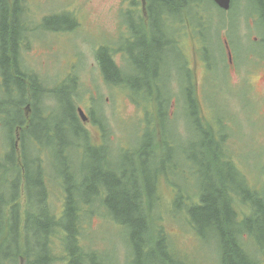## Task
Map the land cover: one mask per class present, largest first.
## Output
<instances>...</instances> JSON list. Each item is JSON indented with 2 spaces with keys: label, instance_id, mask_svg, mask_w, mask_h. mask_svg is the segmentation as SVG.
<instances>
[{
  "label": "rangeland",
  "instance_id": "obj_1",
  "mask_svg": "<svg viewBox=\"0 0 264 264\" xmlns=\"http://www.w3.org/2000/svg\"><path fill=\"white\" fill-rule=\"evenodd\" d=\"M59 1L61 2L59 3ZM63 1L67 0H48L46 3L40 4L42 8L47 7L51 9L53 8V3L57 7V14L51 18L55 20L51 22L67 30V34L59 38L60 43L55 41L54 36H49L48 32L39 30L35 34V40L45 50L42 57L38 49L34 56L28 53H19L17 50L13 53V48L10 46H8L6 53L0 51V56L6 55L7 57L14 58L11 62L18 61L37 67L41 72L43 88L40 91L33 92L32 99L36 108L40 111L48 110L50 113L44 119L31 121L29 126L22 132V151L25 156L27 175L31 178V181L27 178L28 190L33 188L35 178L38 180L42 174V170L31 162V157L36 154L35 142H39L46 151L42 169L48 170L51 173L56 184H59L62 179L65 180L67 204L64 203L62 213L66 211L68 205L74 209L79 208L80 198L78 199V196L84 195L91 200V208L94 212L91 215L86 214V217L83 216V220L86 218V222L82 225V228L89 240L94 237L101 240V243H90L87 246V249L95 252L93 253L95 262L100 258H106L107 255L118 262V264H132L136 257V252L131 247L133 237L121 223V221L127 223L128 217H126L124 212H121L115 200L121 192H125L131 201L133 200L130 197L136 200H142V182L147 174L143 175L142 181L140 179L132 181L129 175V171L139 165L140 157L136 152V154H126L122 151H110L99 143H92L81 127L76 112L68 105L60 102L54 103L55 99H53V94L50 92V89L54 86L52 88L53 90L55 85L58 84V81L66 76L68 72V70L65 71L66 64L71 61L83 87L80 90L75 89L77 96H80L81 99L85 98V101L81 102V104L85 107H90V96L95 95L96 99L101 100L102 107L106 108L111 123L114 125L109 130L110 135L116 136L118 140H120L121 135H124V141L131 139L136 142V138L132 135L138 134L143 126V119L139 108L129 99L125 98L123 93L117 94L112 98L110 104H108L107 98L112 96V92L110 91L109 85L99 78L100 71L106 79L120 78L127 83L128 90L132 91L134 89L132 78L136 74V71L133 67V62L128 60H124L120 66L112 63V65L106 67L105 59H108L109 47L105 44H101L102 47L97 53L98 63L91 56L95 42L87 36H81L73 30L68 29L73 25V21L63 11ZM119 1L121 0L99 1L102 9L100 10L98 18L101 21L93 27L94 32L102 30L111 35L117 33L119 27L115 22H111V20L117 18L115 8ZM205 3V12L207 11V17L210 22L207 38L211 46L213 59L217 65L212 72L203 75L201 82V97L203 102L210 107L215 115L220 113L228 114L235 108H245L247 110L256 109L257 102L264 107V86L260 78V72L257 74L255 80V99L252 97L253 94L247 90L246 83L242 79L239 81L240 76L238 74L231 75L230 82L231 84H236L239 81V83L233 87L227 85L220 67L221 43L219 35V31L222 29L225 21V16H230L231 21L226 37L233 50L236 62L242 66L246 54L251 50V46L244 32L241 10L253 4L262 5L263 0H237V4L235 0L236 6L227 13L222 11L218 5L214 4L213 0H206ZM5 5L6 21L11 23L14 7L10 4ZM4 10V5L0 2V19L2 11ZM255 11L256 8L245 17H252ZM193 14L194 10L188 12L189 16ZM185 16L182 13L180 14V18ZM15 20L18 22V25L25 22V16L20 8L17 10ZM46 21L47 18L43 19L42 25L46 26ZM88 21L93 24V17H89ZM152 29H147V34L152 35ZM256 29L257 27H254V33L260 36L256 32ZM102 31L99 33L100 43H104ZM164 54L165 52L161 53V55ZM183 62L187 64L186 59ZM139 73L142 76L148 77L153 84L161 86L166 99L169 98L172 92V96L176 98L179 107L178 125H184L188 129L191 128L195 122L194 112L198 110V102L188 92L189 79L185 75L180 60L176 57L166 58L158 72L147 69L145 73ZM24 87L28 89V84L25 83ZM22 97V86L15 79H7L5 89L0 91V104L7 108L6 114L0 118V153L7 154L11 163L0 161L1 176L9 182L7 189L3 192L5 194L0 196V263L3 258L6 259L4 249H8L16 255L18 249H24L32 251L35 258L39 257V243L34 237L38 209L33 211L34 207L26 206V210H24L23 205L27 200V193H24L21 188L18 197V173L12 170L13 160L11 153L5 151L13 138V125L20 121L18 106ZM157 110L161 112L159 103H157ZM237 111H242V109H238ZM28 113L29 111H26L24 114L27 120ZM251 128L256 136L264 132V125H252ZM176 136H178V133ZM61 145L64 146L70 156H82L81 161L74 164H67L65 161L60 160L57 154ZM110 147H114L115 150H122L117 143L110 144ZM81 148H84V151H81ZM132 149H134L133 145L126 151L130 153ZM263 154L264 149L249 150L246 154V161L253 166L263 165L264 160L261 159ZM142 166L145 170H148L150 167L154 170L156 167H159V163L152 161L150 165L144 162ZM192 166L195 170L199 168V164L195 160L192 162ZM201 178L205 181L207 187H209L207 172L203 173ZM173 179V181L171 180L172 184L176 186L181 184L177 176H174ZM250 184L254 185L252 183ZM101 186L105 190V194L102 193L101 196L107 207L106 210L101 212L102 215L100 214L99 201L95 198V191ZM1 189H5V185H0ZM243 189L250 192V189L246 186ZM52 190L60 191V188L55 185ZM160 192L161 194L168 195L169 189L164 187L161 188ZM15 195L19 198V201L16 199L15 204L20 205V215L17 217L13 215V221L9 226L8 219L13 212L11 201ZM4 199L10 202L6 208L1 204ZM50 201L54 206L55 212H59L61 209L59 198L53 197ZM171 206L172 202H164L161 204L160 211L165 220L168 217ZM197 213L198 211L195 209L190 210V214L194 216L196 214L194 218L196 224L201 225L202 222L197 219ZM259 215H264V211L258 206H255L249 211L248 220H254ZM30 216L33 221L34 232L31 228L25 231L26 225L30 227ZM169 229L177 232L178 226L172 224V227H169ZM194 238L196 245L191 251H183L178 245L175 246V251L188 264H222L224 244L220 237L206 236L201 239L199 235H194ZM60 239V236H55L53 245L59 246ZM38 240L40 241L39 238ZM97 250H100V252H97ZM254 252L264 257V247L262 250H255ZM17 262L16 264H30V255L24 252L21 253Z\"/></svg>",
  "mask_w": 264,
  "mask_h": 264
},
{
  "label": "trees",
  "instance_id": "obj_2",
  "mask_svg": "<svg viewBox=\"0 0 264 264\" xmlns=\"http://www.w3.org/2000/svg\"><path fill=\"white\" fill-rule=\"evenodd\" d=\"M40 0H15L14 3V12L13 18L11 23L6 21V5H4L5 10L2 11L1 19H0V37L1 40V52H7L8 46V38H10L13 53H15L16 46V34L15 32L19 31V28L22 27H29L30 29L34 30H44L48 32L49 36H54L55 41L60 43L59 38H62L65 34H67L66 30L58 25H54L51 21L55 19H51L54 15L57 14V7L53 3V8H42L39 3ZM87 3H92L96 0H82ZM166 2L167 0H163ZM61 1H59L60 3ZM58 3V4H59ZM25 5V9L23 6ZM258 7V4H254ZM163 7H166L163 4ZM20 8L21 12L25 16V22L18 25V22L15 20L17 17V10ZM264 11V7L262 6ZM53 11V12H52ZM51 15V17H49ZM264 16V12H263ZM49 17V18H48ZM46 26L42 25V20L46 19ZM142 52L138 56V62L141 60L144 65L143 68L150 69V61H157L160 57H157L158 53L161 50L155 45H147L145 42L141 48ZM14 60L12 57H7L6 55L0 56V69L3 71V76H8V70L11 64V61ZM114 61L111 58L105 59V66L112 65ZM18 72V70H16ZM6 77V79H7ZM144 77V75H143ZM146 77L143 78L145 80ZM134 79V78H133ZM136 80V79H134ZM19 83V79L16 80ZM136 82V81H135ZM24 89V86L20 84ZM255 89V83H254ZM64 103L66 105L69 104V101L66 100V96L64 94L61 95ZM19 110V107H18ZM242 151V148L239 147V152ZM211 153H214V149L211 148ZM244 160V164H248L246 159ZM203 160H199L198 164L199 167L202 164ZM246 166V165H245ZM247 167V166H246ZM249 167H247L248 169ZM203 169L205 172H210L209 176L212 181L209 182V187L205 183V190L211 194H206L203 197L204 206L200 207L197 213V219L205 225H211V230L213 231L215 236L220 237L229 247V256L230 261L228 262L226 259L227 264H259L255 262V258L252 255V251L246 248L239 246H235L231 242H233V233L237 234L240 229L248 228L251 223V219L245 220L241 223L236 222L237 213L233 204H235L236 197L232 196L230 193L227 195V192H233L240 196L242 200L248 199V194L242 189L241 184L237 181L236 177L229 174L231 167L227 163H222L220 160H217L214 168L212 169L210 165L204 164ZM256 172L264 175V164L256 166ZM13 170V169H12ZM14 171V170H13ZM214 176V177H213ZM29 181L31 178L27 175ZM215 178V180H214ZM106 181L105 179H103ZM146 182V183H145ZM143 182V192L146 191L147 196L149 197L153 194V185L149 181ZM108 184V183H106ZM233 186V187H229ZM18 188H21L22 185H17ZM47 188V185L43 183V181L39 178L38 180H34L33 188L29 190V197L30 200L25 202L26 206L35 207L37 206V199L39 198L38 192L36 191H43V188ZM229 187V188H227ZM25 190V187H24ZM86 197L84 195L78 196L77 198L81 199V202L84 205V213L87 214V210L85 208L86 205H90V199L83 198ZM131 201L125 192H121L118 197H116V205L124 212L128 219H131L133 223L129 224L131 228L133 226H137L138 228H133L132 237L133 240L131 241V247L136 252V257L134 258L135 264H188L185 259L183 258H175L173 252L169 255L164 253L163 247H153L152 249H148V246L145 243L147 237H153V244L157 241L155 236V230L152 228L162 227L161 224L156 223V219L150 212V207H152V201L155 200L157 197L148 198L147 202H143L140 200L133 199ZM69 200V199H68ZM161 200V199H158ZM252 204L258 206L259 208L263 209L264 211V198L257 200L256 202L252 199H248ZM105 204V201H103ZM231 203V208H230ZM42 216L36 218V230H35V237L38 241V250L39 252V263L40 264H48L49 262L53 261V264H81L80 259L83 260L84 264H118L113 258L108 257L107 259L100 258L97 262H95V257L93 253L89 249H86V245L89 243V238L84 233V229L82 228L83 223H79V220L73 219L72 217V210L71 207L68 205L67 210L58 215L56 212L52 214L48 205L44 203H40L38 205ZM14 209V208H13ZM143 213H146L144 217L142 216ZM69 219L68 222H65L66 219ZM263 218L261 222L257 225V233L260 236V233H264V215H259L256 219ZM149 220L148 230L146 231L145 224H141L143 220ZM53 221L58 223L60 230L55 232L54 229L49 225V222ZM29 225H27L26 229L29 230ZM77 228V233L75 234V230ZM231 231L232 234L229 235L228 231ZM144 232V233H142ZM241 233V232H239ZM81 234V235H78ZM55 236H60V244L59 246H54L53 241ZM77 236V238H76ZM40 239V241L38 240ZM263 244L259 250H262L264 247V239L261 241ZM233 245L235 251H230V246ZM56 251V253H55ZM100 252V250H97ZM252 259V262H248L246 258ZM132 263V264H134ZM131 264V263H127Z\"/></svg>",
  "mask_w": 264,
  "mask_h": 264
},
{
  "label": "bare ground",
  "instance_id": "obj_3",
  "mask_svg": "<svg viewBox=\"0 0 264 264\" xmlns=\"http://www.w3.org/2000/svg\"><path fill=\"white\" fill-rule=\"evenodd\" d=\"M164 52L166 54H169L170 56H175V55H178V53L180 52V47H177V46H171V45H168V44H165L164 45ZM157 57H160V54L158 53ZM160 59V58H159ZM157 59V60H159ZM143 65L144 63L140 60L138 62V71L141 72V73H145L147 71L146 67L143 68ZM69 95L66 93V99H68ZM21 105L19 104L18 107H20ZM204 135L206 136V138L208 140H214L215 137L214 135L210 134V133H204ZM84 151V148H81V151ZM57 157L60 159V160H63L65 161L67 164H74V163H77V162H80L81 159H82V156H78V157H75V156H70L64 146H60L59 147V152L57 154ZM148 163V164H152V160L150 158L149 155L147 154H144L142 155V157L140 158V163L139 165L136 167V168H133L129 171V175L131 176V179L132 181L136 180V179H140L142 181V177L144 174H147V176L144 178L143 182H145L146 180L149 181L150 183H152L153 185V189L157 188L158 186V183L160 181V178H161V175H162V170L160 167H156L154 170H152V168L150 167L148 170H145L143 169V166L142 164L143 163ZM171 164H174V162H171ZM204 164H208V162L206 160H203L202 161V164L200 165V167L198 168V170L195 172L194 174V181H195V190L196 192L201 195V196H205L206 194H211L209 193V191L207 192L205 190V181L201 178L202 174L203 173H206L203 169V166ZM209 173L210 172H207V175H208V179H209V182L212 181L210 179V176H209ZM214 177V176H213ZM215 180V178H214ZM134 183V182H133ZM146 183V182H145ZM134 185V184H132ZM229 187H233V186H229ZM227 187V188H229ZM43 188V191H36L35 190V193L38 192V196L39 198H36L37 199V206H35L33 208V211L37 210V213H36V218L42 216V213L40 212L39 208H38V205H40V203H44L46 205H48V207L50 208L52 214L55 212V209H54V206L51 204V201L50 199H52V194H51V191L50 189H47V188H44V187H41ZM229 193L231 194V192H227V195H229ZM5 193H3L2 195H4ZM19 201V198L15 195L14 198L12 199L11 201V204H14L15 205V208L13 210V215L15 217L19 216L20 215V205H17L15 204V201ZM79 199V198H78ZM10 202L7 201V200H3L1 202L2 206L4 208L8 207V204ZM68 207V206H67ZM67 207H66V210H67ZM230 208H231V203H230ZM71 210H72V217L73 219H77L79 220V223H83V216H84V205L83 203L81 202V199H79V208L78 209H74L71 207ZM144 211L142 210V216L144 217L145 215L147 216L146 213H143ZM263 218H259V219H254L251 221L250 223V226L248 228H244L242 229V232H244V235L243 233H237V234H234L233 233V242H231L232 244H234L235 246H239V248L241 247L242 245V238L243 237H249L252 241V243L254 244V251L255 250H259L261 247H262V243L261 241L264 239V233H260V236L258 235L257 233V225L259 224V222H261ZM69 219L67 217L66 221L65 222H68ZM49 222V221H48ZM122 225L126 228V231L130 234H133V228L136 227L138 228L136 225L133 226L131 228V226L129 224L133 223V221L131 219H128V222L127 223H123L121 221ZM142 226V224H145V227H146V231L148 230V224H149V220H143L142 222H139ZM49 225L54 229L55 232L59 231L60 230V227L58 225V223L56 222H49ZM30 228L31 230L34 232L33 230V221H32V218L30 216ZM154 229L156 232H155V236L157 238V241L155 242V244H153V237H147L146 240H145V243L146 245L148 246V249H152L153 247H163L164 248V253L169 255L172 253L173 251V247H172V244L169 242L168 238L166 237V234L163 230V227H157V228H152ZM197 229L199 231H201L202 233L206 234V235H213L212 234V228H211V225H205V223H202L201 225H197ZM77 228L75 230V234L77 233ZM229 235L232 234L231 231L229 230ZM35 233V232H34ZM144 233V232H142ZM135 234V233H134ZM78 235H81V234H78ZM77 238V236H76ZM223 244H224V256H223V262L222 264H227L226 263V260L229 262L230 261V252H229V247L228 245L226 244V242L223 241ZM234 250L235 251V248L233 245L230 246V251ZM28 253L30 255V264H40L39 263V260L38 258H35L34 254L32 253V251H27V250H21V249H18L17 250V255L10 252L8 249H4V253H5V256H6V261L2 264H16L18 263L17 260H18V257L21 253ZM253 257L255 258V262L259 264H262L263 260H264V257L262 255H257L255 254V252L252 253ZM21 258H23V256H21ZM108 256L106 255V258L104 259H107ZM226 259V260H225ZM247 261L250 263L252 262V259L250 258H246ZM80 263L81 264H84L83 260L80 259ZM1 264V263H0ZM48 264H53V261L52 262H49Z\"/></svg>",
  "mask_w": 264,
  "mask_h": 264
},
{
  "label": "flooded vegetation",
  "instance_id": "obj_4",
  "mask_svg": "<svg viewBox=\"0 0 264 264\" xmlns=\"http://www.w3.org/2000/svg\"><path fill=\"white\" fill-rule=\"evenodd\" d=\"M1 3L10 4L12 7H14L15 0H0ZM18 4V0H17ZM163 4L166 5V7H163ZM189 3L185 0H171L164 2L163 0H147L146 2L144 0H121L118 2L117 6L120 11L127 10V15L129 18V26L126 29V33L124 35V38L130 39L131 37H137L140 40L147 41V32L144 27H141L139 29L134 28V20L136 17L140 14V17L142 20H144L145 24L148 21L152 22L153 26V37L150 39V42H152L150 45L157 46L161 52L160 59L157 61H150V69L154 70L155 72H158L159 68L167 58V56H170L169 54L161 55V53L164 52V45L167 43V36L176 37V29L173 27L172 24H169L164 20L163 14L165 10H172L174 12H177L180 8H184ZM120 21L121 19H116ZM203 27H197L192 30L191 35V51L195 54L197 49L203 50V56L207 59L213 60V54L212 50L210 49V43L208 38L202 39L200 42H198V45H196V33L202 34ZM16 34V42L15 46L16 48L20 47V38L23 34L22 28H19V31H17ZM169 45V44H168ZM171 46H177L178 45H171ZM138 66V65H137ZM67 78L65 77V81ZM145 87L147 89L153 90V87H155L156 91L159 94V99L161 97V89L159 88L158 84H151L150 79L148 77L145 78ZM88 117L90 121H93L98 124V120L95 117V111L93 109H90L88 112Z\"/></svg>",
  "mask_w": 264,
  "mask_h": 264
},
{
  "label": "water",
  "instance_id": "obj_5",
  "mask_svg": "<svg viewBox=\"0 0 264 264\" xmlns=\"http://www.w3.org/2000/svg\"><path fill=\"white\" fill-rule=\"evenodd\" d=\"M220 1L222 2L221 5H223L225 8L229 7L230 0H220Z\"/></svg>",
  "mask_w": 264,
  "mask_h": 264
}]
</instances>
